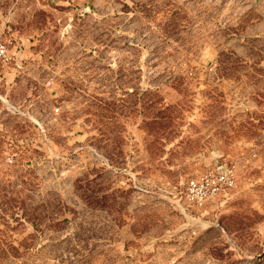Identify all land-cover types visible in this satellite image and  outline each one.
Segmentation results:
<instances>
[{
  "label": "rangeland",
  "instance_id": "1",
  "mask_svg": "<svg viewBox=\"0 0 264 264\" xmlns=\"http://www.w3.org/2000/svg\"><path fill=\"white\" fill-rule=\"evenodd\" d=\"M0 44V264H264V0H0Z\"/></svg>",
  "mask_w": 264,
  "mask_h": 264
},
{
  "label": "built area",
  "instance_id": "2",
  "mask_svg": "<svg viewBox=\"0 0 264 264\" xmlns=\"http://www.w3.org/2000/svg\"><path fill=\"white\" fill-rule=\"evenodd\" d=\"M0 58L8 60V50L0 44ZM59 112V108L55 109ZM12 161V158L9 159ZM235 187V170L232 166L224 168L223 172L217 176L207 175L189 181L186 188V198L195 205L202 206L207 201L214 199Z\"/></svg>",
  "mask_w": 264,
  "mask_h": 264
}]
</instances>
